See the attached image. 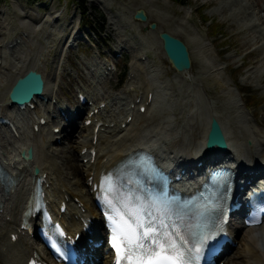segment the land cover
Returning <instances> with one entry per match:
<instances>
[{"label":"rangeland","instance_id":"1","mask_svg":"<svg viewBox=\"0 0 264 264\" xmlns=\"http://www.w3.org/2000/svg\"><path fill=\"white\" fill-rule=\"evenodd\" d=\"M256 2L0 0V51L7 43L14 44L8 49L9 54L0 53V63L3 62L0 98L2 94L6 97L8 92L2 81L10 80L13 69L18 70L17 63L26 56L36 57L40 70L48 79V101L37 108L48 110V122H51L44 131L36 133V146L38 144L39 152L43 150L44 158L50 157L49 165L53 168L46 166L52 179V186L47 190L49 201L57 204L53 185L67 182L64 169L73 152L72 146L88 139L87 134L79 137L76 131L75 139L78 140L74 145L65 141L64 145H54L55 151H45L48 135L55 129L53 122L59 120L57 110L75 107L78 93L92 104L89 108L97 103L108 105L106 110L101 109L99 119L106 128L105 136L112 137L111 140L123 136L125 141L134 138L147 140L156 134H167L174 139L163 144L158 156L167 159L174 156L171 152L180 151L179 157L185 158L183 162L196 164L195 152L202 140V123L207 114H214L222 122L232 143L226 159L230 160L228 165L232 166L236 157L246 169L264 167V128L257 123L264 120V8H261L260 1ZM138 10L145 12L148 24L133 19ZM47 22L50 25L46 41L43 39ZM150 24L186 45L192 60L189 75L181 77L170 66L157 35L149 29ZM22 34L28 38L27 42L24 47L14 50ZM67 37L68 44L63 48ZM146 59V65L140 66L139 60L144 62ZM108 68L110 72L106 71ZM150 68L157 72L152 79L145 76ZM147 87L158 93L157 99L147 114H141L143 117L137 118L132 127L115 139L107 127L110 124L115 129L120 125L124 130L125 119L131 117L129 109L134 107L132 110L137 112L138 105H143ZM88 96L93 101L88 100ZM86 113V110L82 111L75 124L82 123ZM31 119L33 123L37 122L34 114ZM113 120L116 122H111ZM176 130L180 133L175 135ZM60 133L54 136L61 138ZM84 154L86 152L81 157ZM87 161L88 158H80L82 164ZM72 179L70 177L68 181ZM77 215L70 207L65 216L66 223L70 226L71 218L76 219ZM237 227L240 233L236 243L226 258L217 264H244L243 255L251 245L258 252L257 256L264 258V224L254 233L248 232L249 228ZM99 254L101 259L97 264H102L106 256L102 250Z\"/></svg>","mask_w":264,"mask_h":264},{"label":"bare ground","instance_id":"2","mask_svg":"<svg viewBox=\"0 0 264 264\" xmlns=\"http://www.w3.org/2000/svg\"><path fill=\"white\" fill-rule=\"evenodd\" d=\"M256 1H260L263 4V7H261L263 9L264 0H255V2ZM148 21L149 19L147 17V21L144 24H148L149 23ZM0 22H1V19H0ZM46 25H48V27H46V30L44 31L43 40L47 41L46 34L49 29L50 23L47 22ZM38 26L40 25L38 24ZM0 29H1V26H0ZM159 32H161V30L158 27L156 28V31H153L155 35H157ZM76 35H77V32L73 35V38ZM68 37L67 39L64 40L63 48L65 44L67 43ZM27 39L28 38L22 34L19 37V43L15 44L14 50L24 47V44L27 42ZM7 44L1 47L2 50L0 51V53L9 54ZM1 58L2 57L0 55V60H2ZM139 61H140L139 63L140 66L141 65L144 66L147 63V59L144 62H142V60H139ZM241 63H242L241 65H245L244 62H241ZM2 64L3 62L0 63V67L2 66ZM17 65H18V70L13 69L14 72L10 76V80L8 79L9 82L8 80L7 82L2 81V83H5L6 90L9 91L12 85L14 84V82L18 78L22 77L29 70H35L42 75L44 82H45V86H44L42 98L35 99V103H31V105L36 104V102L43 105L45 102V99H47L49 96L48 95V91H49L48 90V87H49L48 79L46 75L43 73V71L40 70V67H39L40 65L37 62L36 57L26 56L24 57V60L22 62H18ZM191 70H192V65H191V68L187 72L179 74V75L181 77H185L190 74ZM156 73L157 72L151 70L150 68L148 72H146V75L145 74L144 75L152 79V76L155 75ZM7 94H6V97H7ZM145 94L146 95L143 101V105H138L137 112H135L132 109H129V115L131 116V120L128 122L127 119H125L124 130L121 129L120 125L117 128L113 129L114 126L110 127V124H109V127H107V129H109L110 131H112V133H114L115 139L120 137L123 131H125L129 127H132L133 123L136 121L137 118L143 117L139 111L141 107L145 108L144 115L149 112L151 105L157 99L156 97L158 96L157 95L158 93L157 92L153 93L152 91L149 90V87H147L145 90ZM150 94H152L151 100L150 102H148V95ZM6 97H3V94H2V97L0 98V116H4V118H7L10 121L11 125L6 124V125L0 126V165L9 172L11 177L14 178L16 184L11 188V190L7 194L3 193L2 189L0 188V264H28L31 258H35L37 256L43 258L47 254L44 250H42L41 247L34 246L30 243V241H32L31 239L32 237L30 236V231L27 232L22 229V221H21L22 219L20 218L19 214L23 213V211L27 208V202L32 192V189L34 187V183L36 179L32 177V171L34 170V168H37L39 170V174L37 177H41L43 179L44 189L46 185H48V187L52 186L50 185V181L52 180L51 174L47 173L46 171V166H48L51 170L53 169L49 165L51 164L49 161L50 157L44 158L43 157L44 155L42 156L43 150L42 151L40 150L39 152L38 150L39 147L37 149V146H38V144L36 146L37 134L34 131V126L38 128V133L44 131L45 128L48 126V123L51 121L48 122V118H49L48 110L47 111L46 109L39 110L37 107H34L33 109H30V107H26L24 110L20 111L13 106H9ZM88 100L93 101V98L88 96ZM1 104L3 106H1ZM76 104L77 105H75V108L78 110L77 116L70 117L68 121L58 116L59 120L53 122L54 124L53 128L60 127L62 131L60 133V135L62 136L61 145H64L65 141H67V143H72L74 145L76 140H78V139H75L76 131H77V136L81 137L83 136V134H87L88 139L84 138V140H81L77 144V146L75 147L72 146L73 154L71 153L69 160L66 163L67 168L64 169L66 171L64 172L67 173V176H68L66 178L67 182L66 181L58 182L57 180L58 183L56 184L60 187H58L57 185H53L55 187V189H53V194L56 195L57 204L51 203L49 204V207H50L51 212L56 216L57 220H59L60 222L64 221V215L60 216V213H59V209L62 206V204L66 205L67 207L66 212L69 211L70 207L74 209V205L71 204L72 202H75L76 205H79L82 207L74 212L75 215L78 214L77 220L75 221L74 219L71 218L70 226L66 228V231L71 237H74L79 234L80 237L78 239V242L81 243V240L85 236L84 232H82V228L84 227V224L85 223L87 224L89 221H91L93 223V227L98 226V220L100 218L94 209L95 194L97 192L94 186L96 185L97 187L98 180H99L101 173H106L108 169H110L116 163L121 161L126 155L136 150H139L141 148L150 151L152 154L158 157V154L161 153V150L163 148V144L167 140H171L174 138H171L167 134L165 135L156 134L152 139L149 138L147 140H144L141 138H134L132 140L125 141L124 136L120 138L119 140L117 139L111 140L112 137L105 136V133L107 131L104 125H100L102 120L99 119V115L101 114L99 103H97V105H94L93 108H89V105L87 103H85L84 105H79V103H76ZM107 108H108V105L106 104L102 111L106 110ZM82 110L87 111L84 122L86 120L91 121V124L88 127L84 125L83 121L82 123L78 125L75 124L76 119H78V117L81 115ZM96 110L97 112H95ZM6 112L8 114H6ZM31 114H34L36 116L37 118L36 123H33L31 119ZM66 116L68 117V114H66ZM213 118L216 119L220 123L222 130L224 132L227 144H228V151L227 153L222 155L221 159H220L221 156L219 157L217 152H214L208 155L207 154L204 155L203 153V150H204L203 146L205 143V137H206L207 130H208V123ZM41 120L44 121V124L40 123ZM111 122H116V121L113 120ZM257 123L259 127L264 128V120H261ZM29 126H30V129H29ZM73 127L75 128V130H73ZM102 128L105 131L104 130L102 131L101 130ZM175 133H180V132L176 130L174 131V134ZM201 133H202L201 134L202 140H200L199 148L197 147L196 149L198 150L195 152L196 162H199V161L205 162L204 163L205 168H209L212 165L213 161H218L216 165L229 166L228 163L230 160L228 161H225V160L227 159L228 154H230L231 152L232 143L224 129L222 122L220 121L217 115L207 114L205 116V119L201 127ZM48 137H49L48 147L46 148L45 151H49V150L55 151L56 147L54 148L53 146L56 144V137L54 136V134H51V133H49ZM28 148H31L33 152V160L29 162L21 158V153L23 151H26ZM83 150H86L87 152L84 156L81 157L80 155ZM171 154H174V156L171 158L168 157L169 160L163 162L162 163L163 165H165V163H167L168 165H171L176 160L180 162V161H184L185 159V158L182 159L181 158L182 156L179 157L180 151L171 152ZM47 155L49 156V154ZM80 158L81 159L88 158V161L86 162V164H82L80 163ZM232 162L235 163V168L233 170L235 171V174H236L235 180L237 182L240 180H243L244 182L253 180V175H251V172L255 173L259 171L260 169L264 168V167L256 166L255 169L251 167L250 169H245L246 165L242 164V161L236 157L234 158V161L232 160ZM186 163H189V162H186ZM253 164H255V161H253ZM184 165L185 166H181L182 168H180L179 166L180 169L177 168L179 170L183 168L186 169V173L184 176L188 175L190 172L194 173V172L203 171L202 167L199 169H196V167H194L192 163L188 165L186 164ZM54 173L55 171L53 170L52 174ZM70 177H73L71 182L68 181ZM82 209H83V212L81 211ZM100 221L101 220H99V222ZM34 222L36 223V221L33 220L32 223ZM235 231L237 234L239 233V229L235 228ZM255 231L256 230L254 228L248 229V232L250 233H254ZM242 239L244 240V238ZM248 248H249V251H248L249 253L247 252V254L243 255L244 264H264V258L257 256L258 252L254 251L256 249H254L252 245L248 246ZM230 249L231 247H227L225 251H228V250L230 251ZM226 256L227 254L223 255L220 260L223 261L226 258ZM232 259H235V257H233ZM253 259L254 261L252 263H249V261H252ZM107 263H108V259L105 258L102 264H107Z\"/></svg>","mask_w":264,"mask_h":264},{"label":"water","instance_id":"3","mask_svg":"<svg viewBox=\"0 0 264 264\" xmlns=\"http://www.w3.org/2000/svg\"><path fill=\"white\" fill-rule=\"evenodd\" d=\"M133 18L142 23L147 21L146 15L141 10L136 11ZM149 29L151 31H156V25L150 24ZM157 37L170 66L178 74L187 72L191 67V61L186 45L181 40L163 31L159 32ZM44 86L45 82L42 75L35 70H29L14 82L8 93V100L17 106H26L33 102L35 98H40L42 96ZM205 150L208 153L213 151L227 153L228 151V144L222 127L214 118L211 119L208 124V131L205 138ZM21 156L25 161H31L33 159L32 149L28 148ZM37 174L38 169L35 168L34 175Z\"/></svg>","mask_w":264,"mask_h":264},{"label":"snow or ice","instance_id":"4","mask_svg":"<svg viewBox=\"0 0 264 264\" xmlns=\"http://www.w3.org/2000/svg\"><path fill=\"white\" fill-rule=\"evenodd\" d=\"M141 227L143 228L145 226L144 225H141ZM153 231H155V229H153L152 227H146L145 228V231H144V234H143V238L145 240H147L149 234L152 233ZM152 243H156V241L153 240ZM138 247L143 248L144 247V244L143 243H139L138 244ZM182 258H183V254L182 253H178L177 254V258L173 261V264H181Z\"/></svg>","mask_w":264,"mask_h":264},{"label":"trees","instance_id":"5","mask_svg":"<svg viewBox=\"0 0 264 264\" xmlns=\"http://www.w3.org/2000/svg\"><path fill=\"white\" fill-rule=\"evenodd\" d=\"M77 1V0H76Z\"/></svg>","mask_w":264,"mask_h":264}]
</instances>
